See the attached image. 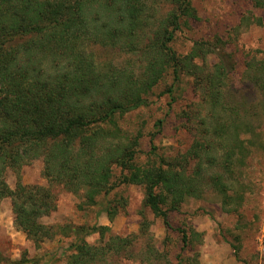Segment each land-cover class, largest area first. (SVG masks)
Here are the masks:
<instances>
[{"label":"trees","instance_id":"1","mask_svg":"<svg viewBox=\"0 0 264 264\" xmlns=\"http://www.w3.org/2000/svg\"><path fill=\"white\" fill-rule=\"evenodd\" d=\"M251 2L264 7V0ZM196 18L191 0H0V202L11 198L15 227L36 246L71 237L67 264H121L134 257L133 235H109L96 244L87 240L97 233L101 241L110 231L107 225L43 223L57 208L55 186L94 206L118 185H138L144 206L168 229L169 213L190 198H203L208 186L223 205L241 202L242 195L228 193L223 173L211 170L232 172V164L250 153L264 112V60L246 62L242 76L255 93H240L232 78L236 61L221 53V38L196 41L186 54L174 49L178 30ZM255 20L262 24L260 17ZM95 45L123 54L125 61L99 63ZM208 54L215 56L211 65ZM167 73L171 86L182 75L192 77L206 113L196 121L186 151L141 164L136 157L143 133H128L120 120L144 104ZM155 127L159 132L162 120ZM154 137L153 132L151 142ZM151 148L156 149L153 143ZM36 159L42 160L46 185L21 182L20 168ZM8 169L17 171L13 189ZM121 199L116 205L103 202L99 212L112 221L126 205ZM148 229L143 218L139 233ZM178 231L183 247L193 249L194 240L202 241L192 227ZM231 245L237 257L239 247ZM196 254L188 264H203ZM163 256L151 244L146 247V261Z\"/></svg>","mask_w":264,"mask_h":264},{"label":"rangeland","instance_id":"2","mask_svg":"<svg viewBox=\"0 0 264 264\" xmlns=\"http://www.w3.org/2000/svg\"><path fill=\"white\" fill-rule=\"evenodd\" d=\"M197 14L196 20L189 26L183 25L176 33L173 41L174 49L180 54L189 53L196 41L209 42L215 37L225 41L222 54L236 61V74L232 75L234 86L240 93L254 95L255 91L242 73L246 62L264 60V7L253 6L251 0H191ZM166 11L165 6L159 14ZM260 17L262 24L255 18ZM245 24L239 26L242 19ZM95 58L99 63L110 59L125 61L124 55L117 51L93 46ZM207 55L211 65L215 56ZM128 57V55H126ZM116 59V60H114ZM197 62H202L197 60ZM172 75L164 78L147 94L146 102L120 120V125L128 133L140 130L137 162L144 164L150 160H158V156L170 157L186 151L194 139L195 123L206 113L205 103L199 90H195L191 76L182 75L173 86ZM172 87L171 92L167 89ZM172 101L171 105L169 102ZM162 120V127L156 131L155 123ZM198 122V121H197ZM258 135L250 147V153L242 161L232 164V172H223L213 168L212 172L223 173L222 181L228 184L229 194H240V203L229 201L222 204L221 195L205 189L201 199H188L180 210L169 213L172 228H166L162 220L155 217L143 204V189L134 184L118 185L107 197L101 196L94 206L83 204L81 194L55 186L57 208L41 221L46 224H98L110 227L108 235L100 239L97 233L86 238L91 244L103 242L109 235H133L134 242L130 250L133 259H122L121 264H188V257L197 251V260L203 264H264V247L259 246L264 227V112L257 119ZM155 133L151 142V133ZM152 143L156 149L152 150ZM43 163L36 159L20 168L21 182L24 184L46 185L42 175ZM115 177L119 168H114ZM17 171L8 169L6 181L13 189L17 182ZM122 198L126 205L119 214L109 221L104 212H99L103 202L110 201L116 205V199ZM121 208L119 205L117 206ZM227 209V210H225ZM143 218L149 221L148 233L142 234L140 224ZM192 227L195 232L202 233L201 243L196 242L193 249L183 247L178 228ZM264 236V235H263ZM71 237L56 236L44 240L39 246L30 241L24 232L17 229L13 222L11 198L0 202V253L2 264H67L70 254L68 244ZM264 245V238L262 240ZM160 251V260L149 262L144 259L148 244ZM239 247L238 255L232 248Z\"/></svg>","mask_w":264,"mask_h":264},{"label":"built area","instance_id":"3","mask_svg":"<svg viewBox=\"0 0 264 264\" xmlns=\"http://www.w3.org/2000/svg\"><path fill=\"white\" fill-rule=\"evenodd\" d=\"M263 196H264V191H263ZM263 200H264V197H263ZM263 226H264V225H263ZM261 230H262V236H261L262 239L259 241V246H260V247H264V245H262V243H263L262 240H263V238H264V236H263V235H264V227H263Z\"/></svg>","mask_w":264,"mask_h":264}]
</instances>
